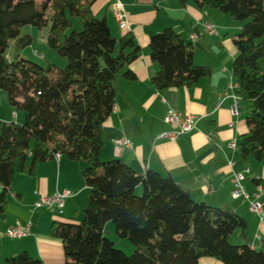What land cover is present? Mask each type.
<instances>
[{
  "label": "trees",
  "instance_id": "16d2710c",
  "mask_svg": "<svg viewBox=\"0 0 264 264\" xmlns=\"http://www.w3.org/2000/svg\"><path fill=\"white\" fill-rule=\"evenodd\" d=\"M96 1L0 0V89L25 114L23 122L0 120V218L7 215L17 170L34 174L39 164L65 155L87 162L83 176L88 188L83 218L55 221L50 228L63 242L66 264H199L206 256L224 264H264V248L250 247L248 222L236 210L195 200L171 176L153 170L141 174L120 159L101 158L103 126L115 107L118 77L136 78L128 67L141 48L132 32L113 34L106 18L93 13ZM179 2L218 9L244 23L234 39L233 75L248 127L238 149L245 159L262 160L264 0ZM74 18L79 29L73 28ZM26 25L48 26V45L67 58L65 67L23 56L33 43L31 33H22ZM149 45L159 66L153 77L158 89L191 86L211 73L194 61L193 43L172 27L152 35ZM109 221L117 235L133 244L131 254L107 237ZM238 229L245 242L233 244L230 237ZM2 264L44 262L22 251Z\"/></svg>",
  "mask_w": 264,
  "mask_h": 264
},
{
  "label": "crops",
  "instance_id": "0c3cea01",
  "mask_svg": "<svg viewBox=\"0 0 264 264\" xmlns=\"http://www.w3.org/2000/svg\"><path fill=\"white\" fill-rule=\"evenodd\" d=\"M117 1L122 3L129 21L125 29L119 27L113 15L112 7ZM92 10L97 17L106 18L114 35L132 32L141 48L137 60L128 67L136 78L129 80L122 74L118 77L115 107L103 126L106 142L101 158L120 159L141 174L153 170L171 176L195 200L231 207L247 220L248 241L257 242V249L264 248V220L250 211L246 200L232 196L234 173L245 167L251 169L243 181L247 190H257L256 180H262L264 189V158L245 159L238 149L241 135L248 131L247 109L241 99L238 114L233 113L238 90L233 75L238 53L234 39L244 23L218 9L199 7L192 2L183 6L179 0H97ZM207 20L216 24L218 35L203 31ZM166 27H172L188 42H192L191 33L199 34L192 42L194 61L211 69L208 76L191 86L155 87L153 77L159 66L152 59L149 43L152 35ZM168 109L202 118L196 129L171 141L160 137V133L169 129L164 120ZM22 118L23 114L20 118L7 93L0 89V120L19 122ZM122 138L131 139L133 145L118 144L116 141ZM231 141H236L237 147H231ZM86 166L84 160L57 155L39 164L34 174L17 170L7 198V215L0 218V264L6 257L22 251L42 259L44 264H66L63 242L51 235L50 228L55 221L79 222L88 197L83 176ZM1 190L0 185V194ZM66 190L73 195L66 199L62 210L34 209V202L42 195ZM261 200L264 206V190ZM17 222L30 223L31 233L21 238L9 237L7 230ZM235 236L236 244L245 242L241 231ZM199 264L224 263L206 256Z\"/></svg>",
  "mask_w": 264,
  "mask_h": 264
},
{
  "label": "built area",
  "instance_id": "2783aa9c",
  "mask_svg": "<svg viewBox=\"0 0 264 264\" xmlns=\"http://www.w3.org/2000/svg\"><path fill=\"white\" fill-rule=\"evenodd\" d=\"M113 15L120 28L125 29L129 26V21L126 13L123 10V5L121 2L117 1L112 7ZM203 31L209 35H218L219 30L216 24L210 20L203 23ZM199 37L197 32H193L190 35L192 42L196 41ZM235 105L233 107V113L238 114L237 105L240 101L239 96L235 95ZM202 117L195 114H185L175 109H168L164 115L165 122L169 125V129L160 133L161 138H166L171 141H176L180 136L190 133L197 128V125ZM120 145H126L131 147L133 141L128 138L118 139L116 141ZM231 147H237L236 141L230 142ZM251 173L249 167H245L243 170L234 173L232 178L233 189L232 196L235 199H243L248 202L249 209L255 215H257L261 220H264V206L261 200L263 195V186L258 185L255 192H249L244 185V179ZM73 195V192L66 190L63 192H57L52 195H42L34 202V209L38 210L41 208H52L55 210H62L65 206L66 199ZM31 233L30 223L27 225H22L17 222L16 224L9 227L7 230V235L12 238H21L27 236ZM261 240V238H258ZM257 242H250V247L255 248Z\"/></svg>",
  "mask_w": 264,
  "mask_h": 264
},
{
  "label": "rangeland",
  "instance_id": "374dc122",
  "mask_svg": "<svg viewBox=\"0 0 264 264\" xmlns=\"http://www.w3.org/2000/svg\"><path fill=\"white\" fill-rule=\"evenodd\" d=\"M37 2L39 4L41 2V0H37ZM49 13H50V11L48 12V14ZM73 28H75V29L80 28V23L75 18H74V27ZM47 31H48V26H44L42 28L36 27L34 25L24 26L22 28V33H27V32L31 33V35L33 36V43L31 45L27 46L26 48H24L22 51V54L27 59L39 62L43 65H46L48 62H52V63H55L56 65H58L59 67L63 68L67 65L68 60L66 57L61 56L60 54H58L54 49H52L48 45ZM14 48H15V44L13 41H11L10 47H9V52L12 53L14 51ZM15 110L18 113H20V118H21V115L23 114V118L21 119L22 121H19V122H23L25 119V114L18 109H15ZM14 121H16V120L14 119ZM16 122H18V121H16ZM86 164H87V162H86ZM87 202H88V197H87V201L85 202L84 209L87 206ZM82 218H83V215L81 214L80 220ZM106 227H107V234L106 235L109 239H111L112 241L115 242V246L117 248L123 250L127 254H131L133 252V251H131V247L133 246V244H131V242L129 240H127L126 238H121L119 235H117V233L115 231L114 223L112 221H109ZM239 231H240V229L236 230L233 233V235L230 237L231 243L236 244L234 242V240L236 239L235 235H236V233H239Z\"/></svg>",
  "mask_w": 264,
  "mask_h": 264
}]
</instances>
